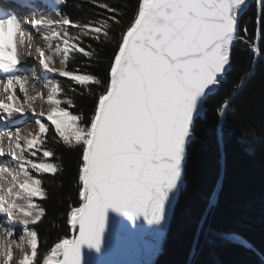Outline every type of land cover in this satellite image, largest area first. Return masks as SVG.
Instances as JSON below:
<instances>
[{
    "label": "snow or ice",
    "instance_id": "snow-or-ice-1",
    "mask_svg": "<svg viewBox=\"0 0 264 264\" xmlns=\"http://www.w3.org/2000/svg\"><path fill=\"white\" fill-rule=\"evenodd\" d=\"M16 2L38 7L36 0ZM85 2L102 11L74 17L63 10L68 0H55L54 20L41 14L22 23L26 16L15 12L0 17V125L27 116L36 125L35 131L7 129L6 142L0 137V229L8 238L0 243V264H14L23 239L28 251L18 264H81L82 245L99 250L102 244L108 209L165 229L184 187L189 144L226 82L234 46L258 55L264 38V0H255L254 40L246 25L240 32L247 0ZM25 30L46 47H37L33 58L29 45L22 60ZM26 61H38L39 92ZM242 87L243 81L235 92ZM235 92L215 101L221 127ZM37 101L47 110L37 111ZM58 151L78 157V201L68 204L67 233L48 244L38 230L47 210L34 198L47 199L46 180L64 171Z\"/></svg>",
    "mask_w": 264,
    "mask_h": 264
},
{
    "label": "trees",
    "instance_id": "trees-1",
    "mask_svg": "<svg viewBox=\"0 0 264 264\" xmlns=\"http://www.w3.org/2000/svg\"><path fill=\"white\" fill-rule=\"evenodd\" d=\"M109 2L123 7L135 0ZM63 10L74 17L102 11L85 0H68ZM257 13L252 0L239 21L241 34L246 25L253 40ZM258 46V55L239 42L233 48L226 82L210 99L196 139L189 144L184 187L150 264H264V38ZM109 51L104 48L102 56ZM241 81L243 87L235 92ZM233 92L221 127L215 101L225 94L231 98ZM57 154L64 171L51 183L46 180L47 199L36 198L47 210L38 230L42 238L47 236L48 244L67 233L68 204L78 201L74 182L78 157ZM210 200L215 203L210 205Z\"/></svg>",
    "mask_w": 264,
    "mask_h": 264
},
{
    "label": "water",
    "instance_id": "water-1",
    "mask_svg": "<svg viewBox=\"0 0 264 264\" xmlns=\"http://www.w3.org/2000/svg\"><path fill=\"white\" fill-rule=\"evenodd\" d=\"M251 1L247 0L246 5ZM163 231V227L148 223L143 217L132 221L124 214L108 209L102 244L99 250L82 245L81 264H149V258L160 249Z\"/></svg>",
    "mask_w": 264,
    "mask_h": 264
},
{
    "label": "bare ground",
    "instance_id": "bare-ground-1",
    "mask_svg": "<svg viewBox=\"0 0 264 264\" xmlns=\"http://www.w3.org/2000/svg\"><path fill=\"white\" fill-rule=\"evenodd\" d=\"M1 1H9L10 3H12V4H14L15 6H17L18 8H22V14H24L25 16H26V18L27 19H31V18H33V17H36V18H38L41 14H44V15H46V16H48L50 19H56L54 16L55 15H53V12H52V6H49V8H47L45 11H41V9H35V10H33V9H31V8H26V7H22V6H20V4H18L17 2H16V0H1ZM21 2H23V0H21ZM0 17H4V16H0ZM34 38H35V36H33ZM26 38H25V35L23 34V36L22 37H20V41H23V40H25ZM39 39H41L40 38V36H39ZM27 40V39H26ZM38 41V40H37ZM40 42H42V46L40 45V44H38V45H35L34 47H33V45L27 40V43L25 44V45H23L22 43H20V52H21V59L23 60V58H22V49H26L27 51H26V53L29 51V45H31V50H32V53H34L33 54V58H35V56H36V52H35V49L37 48V47H39V48H45L46 47V45L44 44V41L41 39V41ZM23 43H24V41H23ZM33 66V69H34V71H33V73H32V75L37 79V80H39V84H41V77L40 76H37V73H39V64H38V61L37 62H35V64H33V63H31V62H25L24 63V68L25 69H28V68H30V67H32ZM31 85V87H32V84H30ZM30 85H28V87L31 89V87H30ZM42 89H35V91H37V92H39V91H41ZM38 102V101H37ZM40 104V102L39 103H37L36 104V109H37V111H39L40 109H39V107H38V105ZM28 117V118H27ZM26 117V120L25 121H28L30 118H31V116H27ZM13 119H11V120H9V122L7 123V124H5V125H0V135H2L3 133H5L4 132V130H6L7 132H8V130L7 129H14L15 127H17V126H19L18 124H16L15 122H13L12 121ZM31 120V119H30ZM16 121V120H15ZM20 127V126H19ZM5 142H6V139H5ZM5 186H7V182L5 181ZM151 238H153L152 236H150Z\"/></svg>",
    "mask_w": 264,
    "mask_h": 264
},
{
    "label": "clouds",
    "instance_id": "clouds-1",
    "mask_svg": "<svg viewBox=\"0 0 264 264\" xmlns=\"http://www.w3.org/2000/svg\"><path fill=\"white\" fill-rule=\"evenodd\" d=\"M24 35H25V38L33 45V47L36 44H40L42 46V42L37 41L32 36V34L27 32V30H25ZM26 51H27L26 49H22V58L23 59L27 58L26 57ZM32 54H34V53H32ZM38 107H39V109L43 108L44 110H47L46 107L43 104H39ZM27 131H28V129L26 128L25 132H27ZM33 131H35L34 128H33ZM7 135H8V133H3L2 135H0V137L6 139ZM0 243H3V244H7L8 243V238H7V236L5 235V233H4V231L2 229H0ZM26 251H28V241H27V239H23V240H21V246L14 249V252H15L14 264H18V261L23 257V255H24V253Z\"/></svg>",
    "mask_w": 264,
    "mask_h": 264
},
{
    "label": "rangeland",
    "instance_id": "rangeland-1",
    "mask_svg": "<svg viewBox=\"0 0 264 264\" xmlns=\"http://www.w3.org/2000/svg\"><path fill=\"white\" fill-rule=\"evenodd\" d=\"M53 15H55V14H53ZM55 18H56V16H54ZM35 33V32H34ZM37 35V34H36ZM36 40H38V41H41V39H39L38 37L37 38H35ZM26 40V39H25ZM25 40H23V41H25ZM23 41H21L20 43H22L23 45H25L26 43L24 42L23 43ZM27 41V40H26ZM36 45H38V44H36ZM57 68H59L60 67V64H59V59H57L56 60V65H55ZM41 84H39V86L36 88V89H43V85H44V80H43V78L41 77ZM30 84H32V80H30V82H29V85ZM30 87H31V85H30ZM32 88V87H31ZM37 103H39V101L38 102H36V104ZM28 118V117H27ZM31 119V120H30ZM28 121H25L26 120V117H17V118H14L12 121L13 122H15L16 124H18L22 129H28V130H32L33 131V128L36 130V125H35V123L32 121V118H30ZM16 120V121H15ZM5 133H7V131H5ZM35 200H36V198H34ZM3 220V217H0V221H2ZM164 232V231H163ZM19 234H21V229L18 227L17 228V235H19ZM162 235H163V233H162ZM162 235H161V237H162ZM161 237H160V239H161ZM160 239H159V242H160ZM151 258H152V256L149 258V264H150V262H151Z\"/></svg>",
    "mask_w": 264,
    "mask_h": 264
}]
</instances>
